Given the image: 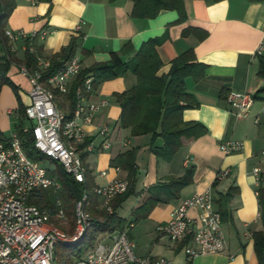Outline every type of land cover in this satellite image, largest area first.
<instances>
[{"label": "crops", "instance_id": "0c3cea01", "mask_svg": "<svg viewBox=\"0 0 264 264\" xmlns=\"http://www.w3.org/2000/svg\"><path fill=\"white\" fill-rule=\"evenodd\" d=\"M14 3L5 30L27 33L48 30L43 40H35L37 53L44 57L51 58L72 37H79L75 53L80 56L83 67L108 61L112 51H119L129 43L132 51L123 56L127 61L143 42L159 38L156 51L162 62L158 74L162 75L168 72L173 58L187 49L193 50L196 60L205 64V69L200 80L186 79V90L196 105L184 108L182 119L200 122L206 132L194 139L182 138V146L169 161L157 158L149 150L150 133L131 135L130 128L120 126L121 109L113 94L136 84V76L128 71L103 81L89 97L105 98L108 104L97 112L93 123L85 127L87 139L100 144L99 127L107 124L112 144L107 150L82 153L86 176L94 186L113 178L128 179L127 171L112 166L110 161L120 153L134 150L136 173L134 194L131 195L134 203L130 211L152 195L158 201L155 200L147 216L131 224L128 236L134 243L135 238L137 240L136 254L165 257L176 264L186 263L183 243L158 233L157 225L166 222L171 211L194 193L211 188L214 208L219 213L220 201L230 194L225 200V214L221 217L226 250L197 256L192 263H255L252 233L261 230L262 223L258 217L255 177L251 170L254 166L264 168V120L261 113L264 92L255 97L248 115L240 118L229 112L224 94L229 90H247L255 96L257 89L264 85V77L258 74L259 58L264 57V0H184L186 18L182 22H178L174 10H162L153 18L133 17L131 0H14ZM78 24L80 33L76 31ZM188 27L204 30L207 34L202 39L197 37L200 31L183 35V30ZM8 47L9 50L14 48L13 52L10 50L14 58H24V41L13 46L8 42ZM5 52L0 37V56ZM20 65L13 62L7 73L17 85V93L7 84L0 87V137L4 140L17 132L18 126L22 129L30 127L25 125L28 120L25 114L21 115L29 103L30 84L20 72ZM256 116L259 123L254 122ZM228 139L241 141L242 148L224 154L219 144ZM191 166L194 169L192 182L177 195H171L162 183L169 176L183 175ZM226 169L228 175L218 179V174ZM101 171H105V175H100ZM197 214L196 208L188 211L190 216Z\"/></svg>", "mask_w": 264, "mask_h": 264}, {"label": "built area", "instance_id": "2783aa9c", "mask_svg": "<svg viewBox=\"0 0 264 264\" xmlns=\"http://www.w3.org/2000/svg\"><path fill=\"white\" fill-rule=\"evenodd\" d=\"M76 31L80 33V24L76 26ZM47 33L45 29L32 33L8 29L4 33L11 46L24 41V51L28 50L36 59V67L19 66L30 84L29 103L24 108V114L28 120H36L23 131L31 132L36 150L48 157L45 162L49 164L28 157L17 132L8 140L0 137V264H56V246L76 245L92 225L88 211L91 194L96 196L99 210L112 213L113 199L126 192L131 184L129 179L113 178L105 184L95 185L91 191L83 190L73 206V226L59 198L53 209L31 201L40 191L61 190V183L50 174L55 169V163L60 164L76 182L84 183L87 168L82 153L107 150L112 144L107 124L99 127L100 144L87 139L85 127L91 125L97 112L108 104L104 98H89L94 91L93 76H86L83 84L76 88V101L70 118H66L56 100L55 91L66 93L68 84L83 68L78 54L63 62L55 74L42 78V72L50 65L51 59L37 53L35 40H43ZM10 50L13 52L14 48ZM254 99V94L247 90H229L224 94L228 110L236 118L248 115ZM261 113L264 120V102ZM259 120L258 116L254 118L255 123ZM219 148L224 154H229L239 151L242 142L228 139L221 142ZM228 173V169L223 170L217 177L219 179ZM251 173L257 188L264 168L254 166ZM100 175H105V171H101ZM191 208L198 210L197 216L188 215ZM156 230L172 241L183 243L185 264H193L192 260L197 256L226 250L221 216L214 208L211 188L183 199L171 211L169 219L158 224ZM134 247L135 243L125 229L104 232L82 255L74 256L70 264H176L165 257L140 256Z\"/></svg>", "mask_w": 264, "mask_h": 264}, {"label": "trees", "instance_id": "16d2710c", "mask_svg": "<svg viewBox=\"0 0 264 264\" xmlns=\"http://www.w3.org/2000/svg\"><path fill=\"white\" fill-rule=\"evenodd\" d=\"M114 1V0H111ZM131 16L153 18L162 10H174L178 14V22L186 18L184 0H131ZM220 1V0H213ZM14 0H0V37L5 46V54L0 56V87L4 84L9 85L17 93L15 85L8 77L7 73L11 64L18 62L28 67H36V59L33 54L24 51V58L17 60L13 57L8 47V40L5 36V25L8 16L14 8ZM201 32L197 37L202 39L206 36V31L188 27L183 30V35L191 32ZM79 37H72L69 43L52 56L50 65L42 72V78L46 79L55 74L58 68L68 60L78 46ZM160 43L159 38H150L143 42L137 49L133 57L125 61L123 56L132 51V46L126 43L119 51H112L110 59L106 62L94 63L83 67L82 70L68 84L67 92L62 94L55 91L56 100L59 106L64 110L66 118L71 117L75 105V90L83 84L84 78L88 75L93 76V87L100 83L124 75L130 71L136 76V84L122 92L114 93V97L120 106L119 123L123 128H130L131 135H143L150 133L151 139L149 150L162 160L169 161L182 146V138L194 139L206 132L203 124L197 121H184L182 119V110L196 103L190 93L186 90V79L193 78L200 80L204 75L205 64L196 60L193 50L187 49L170 62L169 70L166 74L159 75L162 62L156 51V46ZM258 74L264 77V57L259 58ZM264 92V85L257 89L259 93ZM24 115V110L21 111ZM17 134L22 139V147L28 157L34 160L45 162L48 157L36 150L31 136V132H24L18 126ZM161 140V143L158 141ZM112 166L120 167L127 171L128 179L131 184L126 192L117 195L112 201L113 212L108 213L105 210L97 208L96 196L91 194V203L88 211L92 217V225L88 228L84 237L74 246L66 247L73 250L74 256H80L90 247L94 241L104 232H110L116 229H123L124 219L118 216V207L133 192V181L136 173L134 150H127L111 159ZM193 167L185 170L181 176H169L166 182L162 183L167 187L171 195L177 193L186 185L192 182ZM61 183L60 191L54 192L51 189L40 191L31 201L41 207L53 209L57 198L60 199L62 206L68 216H73V206L75 201L81 197L83 190L91 191L94 187L93 181L86 176L84 183L76 182L71 176L65 173L62 166L55 163V169L50 173ZM259 204L260 220L262 229L252 233L253 250L257 264H264V175L260 185L256 188ZM230 194H226L227 200ZM154 195L143 200L140 204L132 208V220L130 223L139 221L147 216L151 208L155 205ZM225 200L220 201V215L225 214ZM73 226L72 220L70 221ZM73 258L70 255H63L61 251H56V264H70Z\"/></svg>", "mask_w": 264, "mask_h": 264}, {"label": "rangeland", "instance_id": "374dc122", "mask_svg": "<svg viewBox=\"0 0 264 264\" xmlns=\"http://www.w3.org/2000/svg\"><path fill=\"white\" fill-rule=\"evenodd\" d=\"M25 125L26 126H31L32 125V121L31 120H25ZM45 164H49V163L45 162ZM133 203H134V198L132 196L131 197L129 196V198L123 204H121V206L117 210L118 216H120L121 218L124 219L123 229H125L127 231V233L130 230H132V227L129 226V223L132 220V216L130 214L131 213L130 209H131ZM68 219H69L68 221L70 222L72 220V216L71 215L68 216ZM136 241L137 240L135 238V243H136ZM55 249H56V251H61V253L63 255H70V257L74 259L73 250H70V248L68 249V248L63 247L61 244H58Z\"/></svg>", "mask_w": 264, "mask_h": 264}, {"label": "water", "instance_id": "95a60500", "mask_svg": "<svg viewBox=\"0 0 264 264\" xmlns=\"http://www.w3.org/2000/svg\"><path fill=\"white\" fill-rule=\"evenodd\" d=\"M32 123H33V124H35V123H36V120H35V119H33V120H32Z\"/></svg>", "mask_w": 264, "mask_h": 264}]
</instances>
